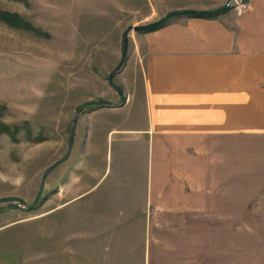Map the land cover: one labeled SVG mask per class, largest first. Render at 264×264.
Masks as SVG:
<instances>
[{
    "label": "crops",
    "instance_id": "crops-1",
    "mask_svg": "<svg viewBox=\"0 0 264 264\" xmlns=\"http://www.w3.org/2000/svg\"><path fill=\"white\" fill-rule=\"evenodd\" d=\"M140 33V90L108 109L138 107L132 127L113 131L144 149L143 183H128L139 196L133 222L144 226L143 246L127 257L116 252L125 236L108 226L125 222L106 211L91 226L88 210L72 263L264 264V233L247 225L264 224V0H248L239 13L176 16ZM127 182L116 177L109 190ZM233 224L246 226L234 233ZM25 246L2 241L0 264H30L35 255L38 264H68V252L46 259L34 246L28 257Z\"/></svg>",
    "mask_w": 264,
    "mask_h": 264
},
{
    "label": "rangeland",
    "instance_id": "rangeland-1",
    "mask_svg": "<svg viewBox=\"0 0 264 264\" xmlns=\"http://www.w3.org/2000/svg\"><path fill=\"white\" fill-rule=\"evenodd\" d=\"M211 1L0 0V9L17 13L42 31L0 22V123L15 129L13 136L0 132V243L21 240L28 257L36 252L34 246L43 247L46 259L48 252L59 257L68 252V264H77L72 259L79 256L80 240L74 237L81 230V215L86 221L89 210L92 226L94 215L110 211L115 220L120 217L125 222L111 221L108 226L110 232L125 236L116 252L126 257L134 248L140 252L145 231L133 216L141 207L128 183L138 187L143 183L144 149L113 131L135 124L130 118L137 117V104L131 101L114 112L109 111L110 104H91L77 111L88 101H120L108 75L121 58L128 26L155 21L171 9H198ZM226 1L219 0L220 6ZM179 4L185 6L176 8ZM170 6L175 8L167 10ZM140 35L128 33L126 58L113 77L124 92V104L127 93L141 86L134 55ZM56 162L47 173L39 201L29 206L47 168ZM121 176L128 182L120 193L109 190L113 179ZM93 201L98 203L88 208ZM233 225L234 233L246 226ZM247 225L264 233V224ZM37 259L35 255L29 263L38 264Z\"/></svg>",
    "mask_w": 264,
    "mask_h": 264
},
{
    "label": "water",
    "instance_id": "water-1",
    "mask_svg": "<svg viewBox=\"0 0 264 264\" xmlns=\"http://www.w3.org/2000/svg\"><path fill=\"white\" fill-rule=\"evenodd\" d=\"M236 0H227L225 2L224 5L218 7V8H215V9H211V10H207V9H182V10H173V11H170L168 13H166L164 16H162L161 18L155 20V21H152V22H149V23H146V24H141V25H135V26H128V28L123 32V38H122V42H123V50H122V54H121V58L118 62V64L113 68V70L109 73L108 75V82L111 86H113L116 91L118 92L119 96H120V101L117 102V103H112L108 100H105V99H99V100H96V101H88L86 103H84L79 109L77 112H80L85 106L87 105H91V104H96V105H99V104H110V105H120L124 102L125 100V95H124V92L123 90L118 87L117 85L114 84L113 82V77L114 75L116 74V72L121 68L125 58H126V55H127V48H128V33L130 32V30H133V31H136V32H146V31H151V30H154L156 29L157 27H159L162 23L166 22L167 20L173 18V17H176V16H181V15H191V16H201V17H212V16H216L222 12H225L231 8L234 7V2ZM238 2L244 4L246 3L248 0H237ZM73 138H74V125L72 127V131L70 133V136H69V144L72 143L73 141ZM68 153H69V150H68ZM67 153V154H68ZM67 158V155L64 157V159ZM58 162H56L55 164H52L51 166H49L47 168V171L44 173L43 177H42V180H41V186H40V189H39V192H38V195L37 197L35 198L34 202L32 204H30L29 206H32L34 205L35 203H37L42 195V190H43V187H44V180L47 176V173L57 164ZM23 205H26V202L23 201V200H20Z\"/></svg>",
    "mask_w": 264,
    "mask_h": 264
},
{
    "label": "trees",
    "instance_id": "trees-1",
    "mask_svg": "<svg viewBox=\"0 0 264 264\" xmlns=\"http://www.w3.org/2000/svg\"><path fill=\"white\" fill-rule=\"evenodd\" d=\"M0 22H3L7 24L8 26L15 28V29H20V30H25V31H34V32H37L39 30L40 32H42L40 29L37 30L30 21L22 18L17 13L2 10V9H0ZM165 23L166 22L162 23L160 26H162ZM1 109H5L4 106H1ZM26 123L27 122H25V124ZM0 132H6L13 136L15 133V129H11L9 125L0 123Z\"/></svg>",
    "mask_w": 264,
    "mask_h": 264
},
{
    "label": "built area",
    "instance_id": "built-area-1",
    "mask_svg": "<svg viewBox=\"0 0 264 264\" xmlns=\"http://www.w3.org/2000/svg\"><path fill=\"white\" fill-rule=\"evenodd\" d=\"M234 7L237 8V12L239 13L245 9V4H242L236 0L234 2Z\"/></svg>",
    "mask_w": 264,
    "mask_h": 264
}]
</instances>
